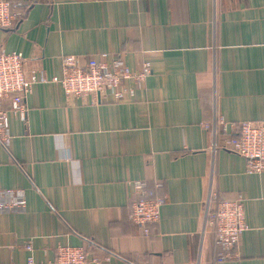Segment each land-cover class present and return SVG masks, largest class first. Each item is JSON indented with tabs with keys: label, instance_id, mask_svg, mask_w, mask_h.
<instances>
[{
	"label": "crops",
	"instance_id": "obj_1",
	"mask_svg": "<svg viewBox=\"0 0 264 264\" xmlns=\"http://www.w3.org/2000/svg\"><path fill=\"white\" fill-rule=\"evenodd\" d=\"M20 1L0 50L35 82L25 120L8 115L0 190L26 207L0 214V264H46L58 247L99 264H264V172L246 174L228 143L264 123V0ZM65 56L151 72L120 100L71 97L52 81ZM149 193L165 201L144 236L130 204ZM236 199L246 230L224 250L205 213Z\"/></svg>",
	"mask_w": 264,
	"mask_h": 264
},
{
	"label": "built area",
	"instance_id": "obj_2",
	"mask_svg": "<svg viewBox=\"0 0 264 264\" xmlns=\"http://www.w3.org/2000/svg\"><path fill=\"white\" fill-rule=\"evenodd\" d=\"M25 6L20 0H0V30L11 29L21 18ZM150 72L148 64H144L140 72H134L119 59H113L110 63L92 62L80 66L76 57L65 56L62 58L61 78H53L52 81L58 83L67 96L97 98L110 92L115 100H120L133 94L132 90L126 89L124 83L133 81L140 86ZM41 81L46 82L44 78ZM34 82V78L25 76L20 54L0 50V145L5 149L10 140L8 115L25 120L24 99ZM6 103L7 108L4 107ZM228 143L229 149L245 160L246 174L264 172V123H242L236 137ZM133 186L139 193L145 184L135 182ZM164 201L165 198L149 193L131 202L130 222L144 236L149 234V226L158 222L160 207ZM25 207L23 190H0V214L22 212ZM205 224L212 228L218 245L224 250L235 249L242 232L246 230L241 200L220 201L215 210H211L209 206L205 213ZM232 257L227 254L224 258ZM100 261V258L83 248L58 247L53 261L46 264H99ZM25 264L35 263L29 258Z\"/></svg>",
	"mask_w": 264,
	"mask_h": 264
}]
</instances>
